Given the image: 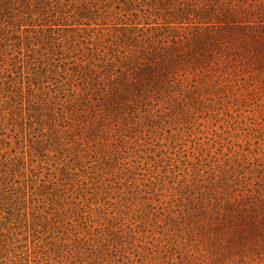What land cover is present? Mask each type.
<instances>
[{"label":"rangeland","instance_id":"374dc122","mask_svg":"<svg viewBox=\"0 0 264 264\" xmlns=\"http://www.w3.org/2000/svg\"><path fill=\"white\" fill-rule=\"evenodd\" d=\"M151 3L0 0V264H184L203 248L182 230L197 192L222 185L226 171L235 188L254 189L264 163V88L250 81L225 86L224 78L193 104L179 96L191 77L136 108L119 132L112 125L105 140L69 129L56 104L42 103L53 86L35 78L44 54L62 60L59 44L86 41L102 58L118 17L150 35L163 31L144 24ZM80 9L90 25L66 28ZM22 14L31 22L17 23Z\"/></svg>","mask_w":264,"mask_h":264},{"label":"trees","instance_id":"16d2710c","mask_svg":"<svg viewBox=\"0 0 264 264\" xmlns=\"http://www.w3.org/2000/svg\"><path fill=\"white\" fill-rule=\"evenodd\" d=\"M148 7L144 24H157L163 31L150 35L137 29L141 22L118 17L110 21L121 25L116 22L108 30L112 46L102 58L95 44L83 41L84 46L59 44L55 54L62 60L46 54L39 60L35 78L53 85H46L51 95L42 103L52 111L56 104L55 113L62 112L69 129L83 133L87 128L88 139H108L112 125L119 132L136 108L147 109L152 98L168 95L191 77L194 87L189 83L179 95L189 103L198 101L194 95L205 88L218 89L224 78L225 86L246 80L254 83V90L264 88V0H152ZM82 9L76 21L63 25L71 30L89 26L80 22L90 19ZM29 18L22 14L17 23L31 22ZM170 25L176 27L165 35ZM100 34L96 41L104 37ZM256 169L254 189L235 188L238 179L226 171L222 185L211 183L197 192L182 230L203 248L199 257L183 258L184 264H264V163Z\"/></svg>","mask_w":264,"mask_h":264}]
</instances>
